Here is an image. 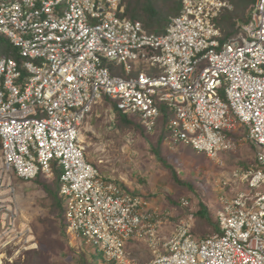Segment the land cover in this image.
Instances as JSON below:
<instances>
[{
  "label": "built area",
  "instance_id": "1",
  "mask_svg": "<svg viewBox=\"0 0 264 264\" xmlns=\"http://www.w3.org/2000/svg\"><path fill=\"white\" fill-rule=\"evenodd\" d=\"M180 2L158 33L126 15L124 0H0V37L19 55L0 57V178L50 179L60 169L67 232L107 264H264V0L224 40L218 21L230 0ZM106 99L147 131L166 104L172 139L222 168L224 152L261 146L257 163L221 179L216 232L194 237L191 215L161 243L159 205L88 161V119ZM135 238L147 241L150 261L127 250Z\"/></svg>",
  "mask_w": 264,
  "mask_h": 264
},
{
  "label": "rangeland",
  "instance_id": "2",
  "mask_svg": "<svg viewBox=\"0 0 264 264\" xmlns=\"http://www.w3.org/2000/svg\"><path fill=\"white\" fill-rule=\"evenodd\" d=\"M251 10L252 7L246 16H250ZM238 21L242 19L238 17ZM221 28L224 33L225 26L221 25ZM4 40L0 37V44ZM220 93L225 99V88H221ZM111 109L114 106L109 99L94 108L90 122L95 132L85 133L89 144L87 159L94 162L105 177L118 180L131 193L159 200L163 212L160 215L162 224L158 228L161 243L178 232L185 218L197 213L201 201L208 206L212 221L205 223L202 219L197 220L195 215L191 226L193 235L200 238L212 233L216 227L218 229L216 213L220 207L218 197L221 179L233 167H249L257 163L256 153L261 150V146L249 140L236 151L224 152L222 157L225 166L222 168L204 153H197L192 147L170 137L164 142L162 151L167 162L177 171L183 182L180 184L153 152L160 127L151 132H142L139 125L142 123L136 116L132 118L140 128L137 125L120 126L116 119L115 122L111 120ZM247 132L246 129L245 135ZM99 139L107 144V153L98 151ZM100 157L104 158L103 163H99ZM0 179L2 264H107L95 247L71 237L62 225L64 219L57 215V211L53 212L54 201L46 187H58L56 174L50 179L40 176L25 182L9 172L2 173ZM184 198L190 201L188 207L183 205ZM127 250L137 262H148L153 257L143 238L131 240Z\"/></svg>",
  "mask_w": 264,
  "mask_h": 264
},
{
  "label": "trees",
  "instance_id": "3",
  "mask_svg": "<svg viewBox=\"0 0 264 264\" xmlns=\"http://www.w3.org/2000/svg\"><path fill=\"white\" fill-rule=\"evenodd\" d=\"M125 2L127 5L126 15L130 16L133 19L142 21L147 29H149L150 31H156L158 33H163L165 31L169 23L170 17L179 13L181 9L180 0H125ZM230 2L231 4H233V9L227 10V12L223 13V15L218 21L220 27L221 25L225 26L222 40L235 35L238 32L239 25L245 23L248 20L249 15L247 14L246 16V12H249L250 8L254 5L255 0H230ZM244 15L246 18H244ZM238 17L241 18L242 21H238ZM1 56H11L19 60L18 52L12 47L10 42L7 40H4V42L0 44V57ZM114 73L120 72L114 70ZM113 106L117 112L118 125H125L127 127L137 125L136 120L132 118V116L122 114L120 111L117 110V104L115 102H113ZM159 106L161 110V117L159 119V123L154 128V130L157 127H160L161 132L158 136L156 144L153 147V152L155 153V155H157L158 159L171 170L174 180L182 184L183 182L179 179L177 171L167 162V160L165 159L166 157L162 151L164 142L171 137V132L168 129V123L173 116V111L164 103H159ZM139 125L142 128V132L147 131L142 124ZM55 174L57 175L58 187H46V190L54 201L53 212L57 211L59 213H57V215H60V218L64 219L65 222L62 225L67 230V223L64 216L65 207L59 197L61 170L55 168ZM194 216L197 217V220L198 218L204 220L205 223H210L212 221L209 208L202 201L200 202L199 210L196 214H194ZM215 230L212 233L216 232L218 229L216 231ZM212 233L208 235H203L202 237H207Z\"/></svg>",
  "mask_w": 264,
  "mask_h": 264
},
{
  "label": "crops",
  "instance_id": "4",
  "mask_svg": "<svg viewBox=\"0 0 264 264\" xmlns=\"http://www.w3.org/2000/svg\"><path fill=\"white\" fill-rule=\"evenodd\" d=\"M100 103H101V102H100ZM100 103L96 104V105L94 106V108H95L97 105H99ZM93 112H94V111H93ZM91 117H93V116H91ZM91 117L88 119V122H89L88 124H90V125H91L90 120L92 119ZM86 124H87V122H86ZM91 126H93V125H91ZM93 127H94V126H93ZM100 139H101V138H100ZM100 139H99V140H100ZM97 149H98V147H97ZM98 151H99V149H98ZM106 153H107V152H106ZM90 162H91V161H90ZM91 163L93 164L94 162H91ZM94 164H95V163H94ZM103 176H104V175H103ZM104 177H105V176H104ZM105 178H106V179H110V178H107V177H105ZM122 186H123L124 190H126L127 192H130V193H131V191H128V190L124 187L123 184H122ZM133 194H135V195H139V196H142V197H146V198L150 199L153 205H159L158 202H157L158 200H156V199L153 200L152 198H149V197H147V196H145V195H141V194H138V193H133ZM159 207H160V205H159ZM160 210H161V208H160ZM162 213H163V212H162ZM129 250H130V249H129ZM131 251H132V250H131ZM132 252H133V251H132ZM134 252H136V251L134 250ZM151 254H152V253H151Z\"/></svg>",
  "mask_w": 264,
  "mask_h": 264
},
{
  "label": "clouds",
  "instance_id": "5",
  "mask_svg": "<svg viewBox=\"0 0 264 264\" xmlns=\"http://www.w3.org/2000/svg\"><path fill=\"white\" fill-rule=\"evenodd\" d=\"M124 4H125V6H127L126 5V2H125V0H124ZM17 51V50H16ZM116 70H118V69H116ZM119 74H123V72L121 71V70H119ZM41 175H39V176H37L34 180H36L38 177H40ZM18 177V176H17ZM21 179V178H20ZM23 180V179H22ZM23 181H25V182H31V181H26V180H23ZM33 181V180H32ZM60 186V185H59ZM60 197V196H59ZM62 201V200H61ZM67 231V230H66ZM191 233H192V231H191ZM192 235H193V233H192ZM194 236V235H193ZM194 237H196V236H194ZM196 238H198V237H196ZM200 238H203V237H200ZM96 249V248H95ZM97 250V249H96ZM99 253V252H98ZM131 253V252H130ZM100 255H101V253H99ZM153 256V255H152ZM153 258V257H152ZM101 259H102V255H101Z\"/></svg>",
  "mask_w": 264,
  "mask_h": 264
}]
</instances>
